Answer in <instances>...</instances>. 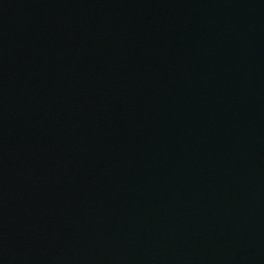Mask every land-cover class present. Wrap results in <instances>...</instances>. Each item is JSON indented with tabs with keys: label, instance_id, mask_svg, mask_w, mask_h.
Returning a JSON list of instances; mask_svg holds the SVG:
<instances>
[{
	"label": "water",
	"instance_id": "1",
	"mask_svg": "<svg viewBox=\"0 0 264 264\" xmlns=\"http://www.w3.org/2000/svg\"><path fill=\"white\" fill-rule=\"evenodd\" d=\"M0 264H264V0H0Z\"/></svg>",
	"mask_w": 264,
	"mask_h": 264
}]
</instances>
